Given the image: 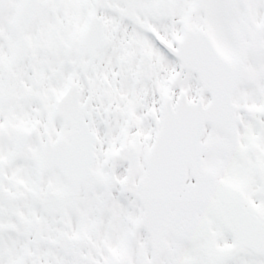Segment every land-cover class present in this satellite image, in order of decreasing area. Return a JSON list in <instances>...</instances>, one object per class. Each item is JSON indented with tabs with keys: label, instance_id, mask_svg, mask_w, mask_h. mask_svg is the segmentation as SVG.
Here are the masks:
<instances>
[{
	"label": "snow or ice",
	"instance_id": "6c2138e0",
	"mask_svg": "<svg viewBox=\"0 0 264 264\" xmlns=\"http://www.w3.org/2000/svg\"><path fill=\"white\" fill-rule=\"evenodd\" d=\"M0 264H264V0H0Z\"/></svg>",
	"mask_w": 264,
	"mask_h": 264
}]
</instances>
